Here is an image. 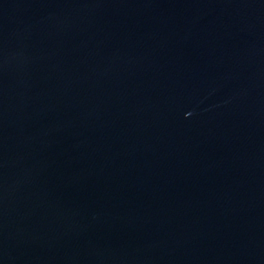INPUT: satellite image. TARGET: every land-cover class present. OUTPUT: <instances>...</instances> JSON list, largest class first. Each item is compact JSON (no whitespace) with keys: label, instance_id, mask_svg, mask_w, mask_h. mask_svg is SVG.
<instances>
[{"label":"water","instance_id":"95a60500","mask_svg":"<svg viewBox=\"0 0 264 264\" xmlns=\"http://www.w3.org/2000/svg\"><path fill=\"white\" fill-rule=\"evenodd\" d=\"M0 264H264V0H0Z\"/></svg>","mask_w":264,"mask_h":264}]
</instances>
